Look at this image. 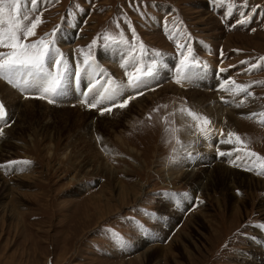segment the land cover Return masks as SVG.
<instances>
[{"label": "rangeland", "instance_id": "1", "mask_svg": "<svg viewBox=\"0 0 264 264\" xmlns=\"http://www.w3.org/2000/svg\"><path fill=\"white\" fill-rule=\"evenodd\" d=\"M214 1H218L214 8L227 12L232 20L231 9L235 10L236 4L225 8L221 0ZM224 1L239 3L238 8L246 11V25L228 26L224 31L205 0H46L43 15L21 10V18L27 15L34 21L42 17L36 35L56 23H66L67 8L74 13L80 9L90 12L80 32V43L85 42L79 46L81 52L94 38L95 51L103 47L104 30L111 42L130 36L155 45L159 51L145 55L149 60L166 62L165 56H171L180 62L182 45L166 40L154 28L161 20L171 31H182L186 44H212L214 51L223 44L225 58L220 67L224 75L232 77L227 89L228 96L235 99L223 104L236 103L239 108L221 105L214 91L191 86L189 80L164 82L136 96L133 91L139 89L123 83L129 80L127 70L108 63L104 71L101 67L109 61L105 59L100 67L103 58L96 61L101 72L96 81L104 83L108 91H88L85 98L96 101L97 111L77 101L74 106L71 102L49 104L46 99L21 98L4 82L13 92L0 85L7 121L5 125L0 120V264H264V235L258 232L264 231V189L258 184L264 185V174H257L264 172V128L242 118L253 113L257 114L251 117L255 120L264 117V0ZM69 33L65 29L66 37ZM134 43L132 40L131 45ZM196 58L189 57L198 62L193 71L201 69ZM257 63L261 65L258 69L245 71ZM216 67L214 62L213 71ZM165 79L150 76L145 84L148 87ZM120 84L130 90H121ZM240 85H251L247 92L252 95L241 92ZM74 93L76 99H82L75 88ZM121 97L122 102L128 99L124 107L119 106ZM216 100L218 105H213ZM105 108L111 110L103 111ZM190 108L212 121H222L221 127L225 124L239 137V141L234 138L230 150L237 145L250 147L257 154V166L254 160L255 167L249 170L231 167L226 161L228 153L217 165L232 168L241 178L232 175L226 185L212 173L217 165L211 153H204L195 163L187 160L185 156L196 153L187 152L184 143V136L192 132L188 126L193 121ZM163 119L176 122V137L165 121H160ZM116 132L123 142L116 139ZM100 148L117 151L106 158L117 171L119 185L123 184L124 190L137 189L138 195L127 193L124 204L121 186L101 168ZM180 160L190 168L202 164L199 179H208L203 180L200 193H195L191 181L169 185L165 179L167 165ZM233 195L239 202L238 213L232 206L237 203L231 200ZM132 215L135 219L128 217ZM107 228H118L126 239L117 236L112 242Z\"/></svg>", "mask_w": 264, "mask_h": 264}, {"label": "snow or ice", "instance_id": "2", "mask_svg": "<svg viewBox=\"0 0 264 264\" xmlns=\"http://www.w3.org/2000/svg\"><path fill=\"white\" fill-rule=\"evenodd\" d=\"M37 2L38 0H31L33 6ZM21 3L22 0H0V48L8 49V51H0V79H5L9 84L24 90L28 87H35L40 93L39 99H46L48 103H54L56 102V98L61 95L64 82L70 76L80 78L82 74L91 69V64L88 59H85L83 61L84 68L77 67L75 72L69 73L67 65L64 64L62 54L55 47L54 39L42 37L38 41L28 42V37L35 35L34 30L42 21L37 17L30 26H23L22 21H27L29 17L24 15L21 18ZM21 33L23 34V39H21ZM51 35L54 37L55 32ZM141 48H143V45H141ZM197 66L198 62L190 61L187 56H184L180 61L179 67L176 69L175 82L180 84L182 81L190 79V69ZM260 66L259 63L252 64L245 71L250 72L253 69H258ZM53 68L55 69L54 71L52 70ZM154 68L155 62L148 66L146 71L138 67L136 72L129 73V84L132 87L139 88L143 83V79L137 73L143 72V75L153 76ZM108 83L112 84L111 81ZM94 87L95 85H92L87 91L91 92ZM238 87L241 92L252 95L247 92L248 87H251V85H240ZM105 91H108V89H105ZM127 103L128 99H125L119 106L124 107ZM89 106L94 108L96 104L91 103ZM110 110V108L103 109V111ZM188 114L195 120L199 121L202 119L204 125L210 124L207 117H200L191 112ZM256 115L255 113L250 114V118ZM0 120H4L7 123L5 120V108L2 103H0ZM199 130L201 132L204 131L203 128H199ZM229 135L231 137L233 134ZM236 139L239 141L238 136ZM224 154L223 152L219 153L221 156ZM250 155L256 156L257 154L251 153ZM257 174H264V172Z\"/></svg>", "mask_w": 264, "mask_h": 264}, {"label": "bare ground", "instance_id": "3", "mask_svg": "<svg viewBox=\"0 0 264 264\" xmlns=\"http://www.w3.org/2000/svg\"><path fill=\"white\" fill-rule=\"evenodd\" d=\"M129 62H130V59H129ZM129 62H127V63H129ZM125 63V62H124ZM150 82H152V81H150ZM149 82V83H150ZM145 83H147L148 84V80H143V83L140 85V87L138 88L139 90V92H140V90L143 88V87H146V84ZM0 85L1 86H4V87H7L10 91H12L10 88H12L11 86H7V85H5L4 84V82H2V81H0ZM149 86H150V84H149ZM170 86V85H169ZM171 87V86H170ZM136 88V87H135ZM6 89V88H5ZM123 89H125V88H123ZM123 89H121V90H123ZM167 89V88H166ZM124 91V90H123ZM13 92V91H12ZM72 92V91H71ZM73 93V92H72ZM121 93V92H120ZM126 93V92H125ZM124 93V94H125ZM140 95H141V93H140ZM74 96H76V94L74 93ZM127 96V95H126ZM12 97V96H11ZM122 98V97H121ZM124 98H125V96H124ZM123 98V99H124ZM136 98V97H135ZM135 98L133 99V101H134V104H135ZM142 98V97H141ZM139 100V99H138ZM142 100H144V98L142 99ZM230 101H232V102H234L233 100H230ZM119 102H122V101H119ZM14 104V103H13ZM112 104V103H111ZM228 104V103H227ZM116 105V104H115ZM137 105V104H136ZM213 105H218V103H217V100L216 101H213ZM231 105H234L233 103L232 104H230V105H226V106H231ZM140 106V105H139ZM141 106H142V104H141ZM25 107V106H24ZM130 108V107H129ZM211 108V107H210ZM24 109V108H23ZM25 109H26V107H25ZM209 109V108H208ZM219 109V108H218ZM221 109V108H220ZM84 111V110H83ZM206 111V110H205ZM29 112V111H28ZM207 112V111H206ZM24 114V113H23ZM212 114V113H211ZM28 115V114H27ZM221 115V114H220ZM22 116V115H21ZM84 117V116H83ZM130 117V116H129ZM231 117H232V115H231ZM232 119V118H231ZM230 119V120H231ZM213 120V119H212ZM96 121V120H95ZM235 121V120H234ZM215 124L214 125H212L209 129H208V131L207 130H204L203 132H187V134L184 136V143H186L185 144V147H187L188 146V150H187V152H190V153H193V152H196V154L198 155V156H203V154L204 153H211V158H212V160L213 161H218V160H216L215 159V156H214V154H213V149H214V145H215V143H214V139L215 138H217V137H219L220 135H223V130H222V128H221V124L223 125V122L221 121V123H219L218 122V119H214V121H213ZM230 122H232V121H230ZM95 123H94V121H91V127H93V125H94ZM113 125V124H112ZM232 125V124H231ZM19 126V125H18ZM129 126V125H128ZM233 126V125H232ZM114 129V128H113ZM17 131V130H16ZM114 131V130H113ZM14 132V131H13ZM115 134V137H116V139H118V140H122V138H121V136L120 135H117L118 133L116 132V133H114ZM120 134V133H119ZM191 137H193V139L191 138ZM8 142V141H7ZM121 142H123V141H121ZM130 143V142H129ZM12 144V143H11ZM99 146V145H98ZM132 147V146H131ZM184 147V146H183ZM14 148V147H13ZM133 148H135V147H133ZM135 149H137V148H135ZM94 151V150H93ZM137 151H138V149H137ZM184 151V150H183ZM135 153V152H134ZM101 154V155H100ZM107 154H110V155H117L118 153H117V151L116 150H113V149H111V148H109L108 150H105L104 151V149H102V148H100V150H99V155L101 156V158H103L104 160H103V162L101 163V168L102 169H104L106 172H108L107 174H110L111 176H113L112 178H113V180H116V182H113V183H115L116 184V186H118L121 182L117 179V177H118V175H117V171H115L116 169H114V168H112V166L109 164V161H108V159L106 158V156H107ZM187 154V153H186ZM186 160V159H185ZM204 161V160H203ZM205 163H206V161H204ZM214 162V164H220L219 162L217 163H215ZM200 165H202L201 163H200ZM200 165H198V166H192L191 168H190V165H186L185 164V161H183V160H180L177 164H168L167 165V167L165 168L166 169V172H165V179L167 180V182L169 183V185H172V182L174 183V182H179V181H182V180H187L188 182L189 181H191L190 183H194L195 185H194V189L196 190V192L195 191H193V192H195V193H198V191H199V193H200V191L201 190H203V186H202V184H203V180L204 179H208V178H203V179H199V171H200V169H199V166ZM226 167V166H225ZM223 168V166L221 165V166H219V165H217V166H215V168H213V171H212V173H213V175H215V177H217V178H221V182H223V184H226L227 185V181H228V179H229V177H231L232 175H236V178H241L240 176H241V174L239 173V172H236L235 170H231V169H229V167H226V168ZM199 170V171H198ZM208 170V169H207ZM201 171H203V170H201ZM198 172V173H197ZM202 174V173H201ZM204 175V174H203ZM247 175V174H246ZM207 176V175H206ZM237 176H239V177H237ZM109 177V176H108ZM230 179H232V178H230ZM260 180V179H259ZM111 181V180H110ZM215 181V180H214ZM242 181V180H241ZM213 182V181H212ZM247 182V181H246ZM249 182V181H248ZM247 182V183H248ZM259 182V181H258ZM250 183V182H249ZM262 183V182H261ZM260 182L258 183L259 185H260V188L261 189H264L263 187H264V185L263 186H261L262 184H261ZM258 184L256 185L257 187H259L258 186ZM210 185V184H209ZM250 185H251V183H250ZM249 185V186H250ZM119 186H121V187H119ZM118 187H119V189H120V191H121V193H120V197L122 198H124V201H123V204L125 203V196L127 195V193L129 192V191H131V190H124V188H122V187H124L123 186V184H121V185H119ZM208 186V185H207ZM88 188H89V186H87ZM251 187V186H250ZM204 188H205V186H204ZM227 188V187H226ZM132 192V194H134V195H138V193H137V189H136V192H135V189L133 190V191H131ZM129 194V193H128ZM195 195V194H194ZM138 197V196H137ZM136 196H135V198H137ZM231 198V200H235V202L237 201L236 200V196L235 195H233L232 197H230ZM108 200V199H107ZM108 202V201H107ZM121 202V201H120ZM235 202H233V203H235ZM169 203H171V202H169ZM239 202L237 201V203H235V205H232L233 206V208L234 207H237L239 204H238ZM169 205V204H168ZM186 206H189V204L188 203H186ZM247 206V205H246ZM169 207H171L170 205H169ZM174 208V207H173ZM108 209V208H107ZM238 209V207L237 208H235V210L234 211H236ZM177 212H178V210H177ZM237 213L239 212V211H236ZM155 253V252H154Z\"/></svg>", "mask_w": 264, "mask_h": 264}]
</instances>
